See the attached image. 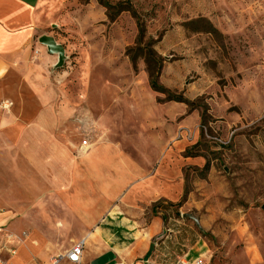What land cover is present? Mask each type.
<instances>
[{"label":"rangeland","instance_id":"374dc122","mask_svg":"<svg viewBox=\"0 0 264 264\" xmlns=\"http://www.w3.org/2000/svg\"><path fill=\"white\" fill-rule=\"evenodd\" d=\"M106 2L136 13L162 59L158 84L186 101L151 91L141 59L133 69L125 56L137 36L129 13L109 22L97 0H69L45 29L64 49L63 65L50 64L56 85L81 107L72 137L79 150L108 143V133L121 156L135 159L147 145L152 154L163 142L176 157L183 195L161 212L165 231L138 264H264V0ZM83 105L109 131L85 129ZM0 180V257L9 264H51L94 231L55 202H37L40 193L12 173ZM102 242L85 244L80 264L98 247L103 254Z\"/></svg>","mask_w":264,"mask_h":264},{"label":"crops","instance_id":"0c3cea01","mask_svg":"<svg viewBox=\"0 0 264 264\" xmlns=\"http://www.w3.org/2000/svg\"><path fill=\"white\" fill-rule=\"evenodd\" d=\"M67 1L0 0V179L12 173L40 193L37 202H55L65 217L93 229L81 238L83 250L97 238L106 250L96 248L89 264L106 253L117 257V264L144 263L164 230L161 213L154 215L152 206L181 198L183 176L163 142L152 154L147 145L148 153L135 159L113 152L108 133L102 139L108 143L80 150L74 145L81 107L64 101L59 75L50 70L55 57L37 43ZM82 108L88 109L85 129L97 125L109 131L108 121L96 123L89 105Z\"/></svg>","mask_w":264,"mask_h":264},{"label":"trees","instance_id":"16d2710c","mask_svg":"<svg viewBox=\"0 0 264 264\" xmlns=\"http://www.w3.org/2000/svg\"><path fill=\"white\" fill-rule=\"evenodd\" d=\"M100 6H102L106 10V17L109 22H112L120 13L127 12L130 16L135 20V25L137 29V36L134 42V46L125 50V56L128 58L131 63L133 69H135V64L137 59H141L146 67L147 75H148V84L151 91L160 93L165 95L168 101L185 103L186 101L181 97H173L168 91L158 84L157 80L160 74L162 59L157 55V53L153 49V42L145 37V27L143 22H141L136 13L131 9V7L126 6L125 4H117L115 6L110 5L106 0H97ZM187 157L190 156L189 152L185 153ZM205 170L207 166L205 165ZM172 206V203L167 201H158L152 206V213L155 215L158 212L164 211L166 207ZM175 207H179L180 203L174 205ZM163 213V212H162ZM161 213V217L164 223V230L166 227V219L164 214ZM178 218L180 215L178 213L175 214ZM153 244H151L150 249L144 256V260L152 255ZM180 255V253H178Z\"/></svg>","mask_w":264,"mask_h":264},{"label":"water","instance_id":"95a60500","mask_svg":"<svg viewBox=\"0 0 264 264\" xmlns=\"http://www.w3.org/2000/svg\"><path fill=\"white\" fill-rule=\"evenodd\" d=\"M38 43L46 48L48 54L57 56L56 68L63 65L65 56L64 49L61 45L57 44L53 38L48 36L39 37ZM185 217L196 223V220L191 215H185ZM91 264H114V256L111 253H106L92 261Z\"/></svg>","mask_w":264,"mask_h":264},{"label":"built area","instance_id":"2783aa9c","mask_svg":"<svg viewBox=\"0 0 264 264\" xmlns=\"http://www.w3.org/2000/svg\"><path fill=\"white\" fill-rule=\"evenodd\" d=\"M9 107V104L4 105L3 108L6 109ZM1 233V230H0ZM83 251V241L78 242L76 245H74L65 255L64 257H56L53 259L51 264H60L62 260H65L66 262L70 264H80L81 263V257ZM13 252H11L12 254ZM0 264H9L6 260H3L0 257Z\"/></svg>","mask_w":264,"mask_h":264},{"label":"bare ground","instance_id":"6f19581e","mask_svg":"<svg viewBox=\"0 0 264 264\" xmlns=\"http://www.w3.org/2000/svg\"><path fill=\"white\" fill-rule=\"evenodd\" d=\"M11 236V235H10Z\"/></svg>","mask_w":264,"mask_h":264}]
</instances>
